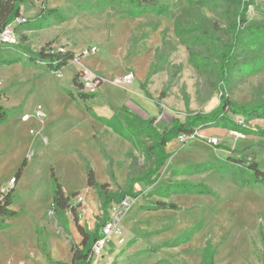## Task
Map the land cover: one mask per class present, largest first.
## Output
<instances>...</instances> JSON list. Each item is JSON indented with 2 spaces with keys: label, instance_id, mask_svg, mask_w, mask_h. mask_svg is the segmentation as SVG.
I'll list each match as a JSON object with an SVG mask.
<instances>
[{
  "label": "rangeland",
  "instance_id": "rangeland-1",
  "mask_svg": "<svg viewBox=\"0 0 264 264\" xmlns=\"http://www.w3.org/2000/svg\"><path fill=\"white\" fill-rule=\"evenodd\" d=\"M236 1L160 0L165 13L141 16L123 0L22 4L16 41L0 51L25 57L0 63V193L15 187L18 212L0 217V264H71L81 234L70 212H50L55 178L93 231L106 215L89 167L112 193L134 194L92 264H264V183L232 160L264 172V119L229 112L236 130L173 138L158 181H138L152 161L142 120L163 132L175 118L212 113L223 94L238 107L264 102V0L244 20ZM49 45L75 53L61 74L25 56Z\"/></svg>",
  "mask_w": 264,
  "mask_h": 264
},
{
  "label": "trees",
  "instance_id": "trees-1",
  "mask_svg": "<svg viewBox=\"0 0 264 264\" xmlns=\"http://www.w3.org/2000/svg\"><path fill=\"white\" fill-rule=\"evenodd\" d=\"M26 0H0V33L3 32L11 23L17 18L22 17L21 7ZM128 6V12L133 16H141L147 12H155L158 15L165 13L167 7L162 5L160 0H123ZM236 1V12H240V17L244 20L246 12L250 5L253 4L254 0ZM243 4V5H242ZM50 16L57 21H64L65 16L59 10H49ZM234 25L237 26L236 21ZM2 50V44L0 43V51ZM223 55V54H222ZM231 52L224 58V63L229 62V56ZM30 62H37L44 68L52 71L55 74H61L62 70L68 66V64L74 60L75 53L68 50L54 49L49 45L48 47L42 48L38 53L32 54L31 52L27 55ZM25 57L17 55L15 57L1 58L0 63L2 65H11L16 62L24 60ZM228 68V67H227ZM230 69H225L229 71ZM224 71V73H225ZM75 83L79 84L77 77L74 79ZM80 96L84 99L95 97V93H86L81 91ZM0 112H4L3 108H0ZM241 114L248 119H264V102L249 105V106H237L226 94L221 97L219 108L214 110L212 113H197L195 115H189L184 120L175 118L171 128L165 129L163 132L158 130L154 126V118L148 120H142V126L139 134H146L148 140L152 142L151 146L148 147V158L152 159L148 169H146L138 181H144L147 184H155L161 175V169L165 165L169 158V154L166 152L167 144L176 137L185 135H193L197 128H206L215 124H222L223 126L231 127L236 130L239 128L235 122L228 117V113ZM238 130V129H237ZM236 163H240V166H245L254 172L255 183H264V172L259 169V163L248 158H232ZM23 168H21L15 176V181H19L22 177ZM55 176L54 172L52 173ZM56 184L53 193V204L55 206V212L58 215H65L67 212L74 216L78 231L81 234L80 243L73 242L71 246L72 260L71 264H92L93 246L98 238L101 237V228L106 220L109 218L108 209L114 202H121L125 196H134L133 193H123L120 195L114 194L108 190L107 184H99L95 177L94 170L88 168V182L91 186L97 189L98 196L101 199V209L106 215L104 222L96 224L95 229L92 231L86 225L81 223V215L77 211V207L71 205L70 197L67 196L63 190L61 183L55 178ZM15 199V187H11L8 192L0 193V217L3 219L11 218L18 215V212L11 209ZM162 206L158 205V208H168L165 203ZM67 213V214H68ZM66 222L68 221L65 216ZM57 264H67L58 262ZM209 264H212L211 262Z\"/></svg>",
  "mask_w": 264,
  "mask_h": 264
},
{
  "label": "built area",
  "instance_id": "built-area-1",
  "mask_svg": "<svg viewBox=\"0 0 264 264\" xmlns=\"http://www.w3.org/2000/svg\"><path fill=\"white\" fill-rule=\"evenodd\" d=\"M22 20L21 17L17 18L13 23H11L3 32L0 33V43L2 45H5L7 43H14L16 41L14 37V28L13 24L15 22H18ZM93 52L96 51V49L92 50ZM195 134V133H194ZM193 134V135H194ZM185 136V135H182ZM192 136V135H191ZM189 137V136H188ZM14 183V181H13ZM132 196L128 195L125 196L124 199L121 202H114L108 209L109 218L106 220V222L103 224L101 228V237L98 238L93 246V256L99 255L104 245L107 243L109 237L115 230L117 226V222L119 220V213L125 209H127L131 203H132ZM51 214H54L55 212V206L53 209H51Z\"/></svg>",
  "mask_w": 264,
  "mask_h": 264
}]
</instances>
